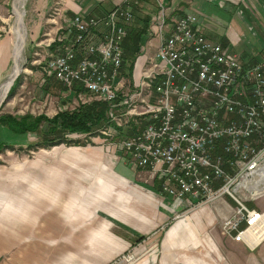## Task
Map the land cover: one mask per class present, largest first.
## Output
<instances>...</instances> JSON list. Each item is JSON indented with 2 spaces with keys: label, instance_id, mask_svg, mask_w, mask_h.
<instances>
[{
  "label": "built area",
  "instance_id": "built-area-1",
  "mask_svg": "<svg viewBox=\"0 0 264 264\" xmlns=\"http://www.w3.org/2000/svg\"><path fill=\"white\" fill-rule=\"evenodd\" d=\"M132 14L129 0L103 14L75 13L60 37L71 42L52 52L44 68L67 86L80 83L116 105L122 42ZM197 19L194 11L167 18L163 8L153 19L159 43L152 63L141 70L138 87L120 100L127 110L142 106L136 112L146 120L119 139L118 149L159 175L161 189L170 195L189 193L196 204L230 195L235 205L221 225L248 238L251 224H264V210L249 207L239 195L240 188L253 196L264 189V54L244 59L205 35ZM97 29L101 35L94 40Z\"/></svg>",
  "mask_w": 264,
  "mask_h": 264
},
{
  "label": "crops",
  "instance_id": "crops-1",
  "mask_svg": "<svg viewBox=\"0 0 264 264\" xmlns=\"http://www.w3.org/2000/svg\"><path fill=\"white\" fill-rule=\"evenodd\" d=\"M56 1V11L65 16L68 14L71 18L80 12L85 16L103 14L124 0ZM160 1L166 16L170 8L178 9L179 15L185 11H194L205 35L223 45H229L241 57L247 58L242 52L254 56L258 51L264 50V0ZM129 3L130 7L144 8L151 5L152 0H129ZM157 14L152 16L149 27ZM250 19H254L256 25H253ZM69 22L70 19L65 24V34ZM256 26L259 28L258 32ZM95 34L96 39L99 38L101 30L97 29ZM147 34L150 33H145ZM145 53L144 51L143 55ZM12 59L11 36H0V80L7 72ZM251 60L253 61V58ZM109 147L113 145L109 144ZM70 150L75 151L67 155L86 161L87 167L83 168L76 178L68 180L73 187L64 192V198H57L58 205L55 198L54 173L47 162L44 170L40 171V176L45 177L46 189L43 185L39 188L38 182L30 183L26 188H17L16 204H12L2 199L6 191L0 188V264H7L6 246L45 241L41 231V214L45 213L47 220L42 228L49 230L51 241L58 240L57 214L65 216L66 219L80 216L81 234L74 236L70 233L72 220H66L64 225L67 234H70L66 239L76 237L87 241L86 245L82 242L83 246L79 251V255L85 258L83 264H87L86 261L92 264V253L102 259V256L106 258L131 247L138 253L139 264L145 263L146 260L148 264H264V224H251L249 234L252 235L253 241L249 237L241 238L228 233L219 225V222L233 211L235 200L230 195L223 193L197 206V198L189 193L175 196L163 191L159 175L153 174L146 165L137 166L128 161L124 151L121 152L115 145L112 152L97 151V154L82 147H70ZM224 165L230 172L234 170V166L228 163ZM33 173L34 176L39 175L37 171ZM1 180L4 185V174L0 177ZM218 182L217 179L214 185ZM239 195L249 207L264 210V189L253 196L247 189L240 188ZM90 213L93 214L92 218ZM90 223L97 225L89 226ZM242 224L245 225L244 221ZM261 232L263 233L260 234ZM139 235L144 236L137 239ZM91 238L95 240V245L89 243ZM204 242L207 246L209 244V247L204 248L201 257L187 255L185 247L190 248L194 244L204 247ZM148 249L152 250V256L157 250L158 257H142L141 254ZM35 254L33 251L17 252L14 259L28 264V260L37 258ZM63 256L68 260V264L77 263L71 258L74 254L67 252ZM96 263L101 264L100 259Z\"/></svg>",
  "mask_w": 264,
  "mask_h": 264
},
{
  "label": "rangeland",
  "instance_id": "rangeland-1",
  "mask_svg": "<svg viewBox=\"0 0 264 264\" xmlns=\"http://www.w3.org/2000/svg\"><path fill=\"white\" fill-rule=\"evenodd\" d=\"M161 3L162 1L160 0H152V4L144 8L140 6H138V8L131 6L133 14L131 18L126 21L128 30L132 27V31L135 33L140 28H144L146 31L145 33H150L144 36L145 38L141 41L140 49L137 50L135 54L131 55V53L125 52L128 55L123 59V71L120 73L117 81L119 89L118 98L115 100L117 104L116 107H110L111 109L109 108L110 110L108 109L107 111L108 116L115 121V124L122 126L126 131L135 125L137 129L141 128L145 120V114H138L136 112V110L142 109V106L137 105L132 108V110H127V106L121 104L120 100L123 94L134 91L138 87L137 83L140 82L141 70L147 68V66L152 63L150 57L154 55L157 49L159 37L156 33L153 34V32H151V27L147 24H150L149 22H151L152 16L156 15L158 11L162 9ZM16 4L21 13L20 19H23V22H21V26L23 23L24 27H22V37L25 30L21 48H19L17 44L18 33L15 31V22L18 18L15 12ZM55 4H57L56 0H0V36L9 34L13 42V50L16 43L20 56L17 63L13 56L7 72L0 80V114H43L40 120L39 130L31 129L24 133H20L0 123V139L14 144V146L5 147L0 151V177L2 178L3 174L5 175L4 185L1 180L0 188L6 191V195L2 196V199L12 204L15 203V199L18 197L17 188H26L30 186V183L38 182L39 188L43 185V188L46 189V187H44L46 186L45 177L42 178L40 176V171L44 170L45 162H47L48 167L51 165L52 172L54 173L56 201L58 197H60V199L64 198V192H67L73 187L68 180L71 181L73 178H76L77 174L82 171L83 168L87 167L86 161L67 155L75 151L70 150V147H82L86 151H91L94 154H97V151L112 152L114 145L116 148L119 147V139L128 135L118 134V127H115L117 133L114 130L111 131L110 129H112V127L105 124L98 125L93 132L67 130L63 127H55L54 132H46V134L42 136V128H47L50 125L51 118L58 110H69L80 103L101 99L89 91L84 90L82 85H80V87L77 86V90L74 89V84L72 86H67V84L62 83L44 68V63L52 52L61 51L65 43L71 42L69 37L66 36V38H63V42L52 45L55 41H61L60 37H63L65 34V24L70 19L68 14H66V16L62 15V13L59 14L54 7ZM177 11L178 9H168L167 18L179 15ZM146 14L147 16H145ZM144 16L149 17L147 20L142 21ZM249 21L253 25H256L254 19H250ZM256 28L258 32L259 28L257 26L255 29ZM96 36L97 34H95L92 39L96 40ZM141 50H143V52ZM144 51L146 53L143 55ZM242 53L247 57H243L244 59L252 61L251 59L253 58V61H255L264 54V50L258 51L254 56L248 52ZM131 61L132 71L130 73V68L127 66ZM15 65H17L16 67L19 72L10 80L9 77ZM113 115L115 118H112ZM61 133L69 139L55 142V144L46 143L51 137H55L56 134ZM255 136L256 138L258 137V135ZM109 144L113 145V147H109ZM120 163L123 164L122 161H120ZM33 171H37L39 175L34 176ZM36 178L38 180H36ZM60 186H64L67 189L63 190ZM58 204L57 201V205ZM94 206L91 207V209H93ZM197 206H199V204H197ZM91 215L93 214L90 213V218H92ZM41 216L42 238L45 239V241L43 240V242L35 244H14L6 246L7 264H23L19 259H14V254L17 252L29 251L35 252L37 258L28 260V264H68V260L63 256L67 252L72 255L74 254L71 258L75 259L77 262L76 264H83L85 258L79 255V251L83 246L82 242L86 245L87 241H82V239L76 237L69 240L66 239L70 234H67L64 225L66 220H72L73 222L70 225L72 230L70 229V233L74 236L81 234L80 216L76 215L66 219L65 216L57 214V241H51L49 230L47 228H42L43 223L47 220L46 213L43 215L41 214ZM221 224L222 222L220 221L219 225ZM96 225L97 223H90L89 226L95 227ZM221 227L223 229L222 225ZM205 236L208 240L207 232ZM88 241L92 245L96 244L95 240L92 238ZM206 247L208 248L209 244L207 246L206 242H204V247L200 244H194L190 248L187 246L185 247L186 249H184L189 257L198 255L201 257V253ZM151 252L152 250L148 249L141 255L147 258L154 256H156L155 258L158 257L157 250H155L154 256L150 254ZM57 253H59V257H57ZM137 256L138 253L135 248L131 247L124 251H118L116 254L107 256L106 258L102 256V259L99 258L100 256L92 253L90 258H92V264L98 262L99 259L101 264H139ZM86 263L88 264L87 261ZM143 264H148V260Z\"/></svg>",
  "mask_w": 264,
  "mask_h": 264
},
{
  "label": "trees",
  "instance_id": "trees-1",
  "mask_svg": "<svg viewBox=\"0 0 264 264\" xmlns=\"http://www.w3.org/2000/svg\"><path fill=\"white\" fill-rule=\"evenodd\" d=\"M149 17V16H148ZM148 17H145L144 20H147ZM147 23V22H146ZM149 25V24H147ZM145 27V26H144ZM148 27V26H147ZM132 27L128 30L127 33L123 39L122 45H123V56L122 61L120 65V73L123 71V59L128 55L125 53L126 51L131 55L135 54L137 50L140 49L141 41L144 40L145 36V29L140 28L135 33L132 31ZM61 41H55L52 45H56ZM83 50H78L76 52L77 56H81ZM131 64L128 63V66L130 68L131 73ZM80 83L74 84V89L77 90L78 87H80ZM78 86V87H77ZM12 91V90H11ZM10 91V92H11ZM118 106V105H117ZM110 107H116V105H111V102L105 100V99H97L92 100L90 102H83L79 105L75 106L74 108H71L69 110H58L56 114L51 118L50 125L47 128H42V136L46 134V132H54L55 127H63L67 130H79V131H87V132H93L94 129L98 127V125H107L111 126L114 131L117 133L116 128L118 127V134H131L135 131H137V126H132L128 131L124 130L122 126H118L115 124V121L111 119V117L108 116V109ZM43 117V114L39 113V115L29 114L25 113L24 115H16V114H0V123L7 125L9 129H12L15 132L24 133L27 130H39L40 129V120ZM112 120V121H111ZM146 120V117H145ZM144 120V121H145ZM143 124V123H142ZM67 138L64 134H56L55 137H51L50 140H48L47 144H55V142L63 141ZM14 146L13 143H10L4 139H0V151L3 150L5 147H12ZM144 235H139L137 239H141Z\"/></svg>",
  "mask_w": 264,
  "mask_h": 264
},
{
  "label": "bare ground",
  "instance_id": "bare-ground-1",
  "mask_svg": "<svg viewBox=\"0 0 264 264\" xmlns=\"http://www.w3.org/2000/svg\"><path fill=\"white\" fill-rule=\"evenodd\" d=\"M15 12L17 13V16H18V18H17V20H16V22H15V31L18 33V42H17V44L19 45V48H21V41H20V39L22 38V26H21V19H20V11H19V8H18V6H17V4H16V6H15ZM16 47H17V45H16ZM20 56H19V50L17 51V61H18V58H19ZM115 118V117H114ZM256 224V223H255ZM263 226V225H262ZM256 229V228H255ZM258 232V231H257ZM254 233V232H253ZM263 232H261L260 234H262ZM251 234H249L248 235V237L250 238V240L252 239L251 238ZM260 236V235H259ZM258 236V237H259ZM255 238V237H254ZM256 239V238H255ZM258 239V238H257ZM248 240V239H247ZM252 241H253V239H252ZM255 242H256V240H254ZM259 241V240H258ZM253 243V242H252Z\"/></svg>",
  "mask_w": 264,
  "mask_h": 264
},
{
  "label": "water",
  "instance_id": "water-1",
  "mask_svg": "<svg viewBox=\"0 0 264 264\" xmlns=\"http://www.w3.org/2000/svg\"><path fill=\"white\" fill-rule=\"evenodd\" d=\"M21 22H23V19L21 20ZM22 27H23V23H22ZM24 28V27H23ZM25 36V30H24V32H23V37ZM23 37L20 39V41H21V44L23 43ZM17 50H18V47H16V43H15V47H14V50H13V56H14V59H15V62L17 63L18 61H17V56H16V52H17ZM17 65H15V68H14V70H13V72L10 74V77H9V79L10 80H12L13 79V77H15L17 74H18V69H17V67H16Z\"/></svg>",
  "mask_w": 264,
  "mask_h": 264
}]
</instances>
